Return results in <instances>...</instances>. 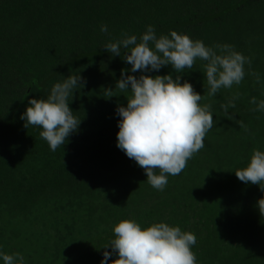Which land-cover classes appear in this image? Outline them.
Here are the masks:
<instances>
[{"label":"trees","instance_id":"1","mask_svg":"<svg viewBox=\"0 0 264 264\" xmlns=\"http://www.w3.org/2000/svg\"><path fill=\"white\" fill-rule=\"evenodd\" d=\"M148 25L157 37L174 30L252 59L241 84L215 96H207L206 61L180 73L204 96L201 106L211 105L214 122L163 191L117 147V108L131 92L115 85L131 65L123 47L121 56L105 49L124 34L139 42ZM169 73L177 75L171 65L146 74ZM79 74L86 85L68 103L81 123L52 151L42 129L26 128L21 116L30 99H47L56 83ZM236 93L226 115L221 105ZM252 97L264 100V0H0V253H19L25 264H101L115 225L133 219L192 232L197 264H264V191L235 175L254 149L264 151V111H252Z\"/></svg>","mask_w":264,"mask_h":264},{"label":"clouds","instance_id":"2","mask_svg":"<svg viewBox=\"0 0 264 264\" xmlns=\"http://www.w3.org/2000/svg\"><path fill=\"white\" fill-rule=\"evenodd\" d=\"M107 32V26H102ZM127 51L123 59L131 65L124 69L115 89L122 93L129 91L127 106H119L117 114L119 132L117 147L127 157L135 160L144 169L147 182L155 189L163 191L168 176L179 175L187 161L204 147L207 132L213 127L211 105L201 106L204 98L193 85L181 83L185 69L191 70L197 59L206 61L204 74L208 85L207 96H215L222 89L240 85L245 77V64L251 68L252 59L237 52L231 45L208 47L202 40H193L187 34L171 31L170 35L157 37L152 25L138 39L135 35L124 34L121 39L109 42L105 49L113 56H121V48ZM218 49V51H217ZM171 65L177 74L149 75ZM141 72L137 78L128 74ZM255 82L260 83V74L251 71ZM84 87L86 80L79 75H70L62 83H56L47 99L32 98L21 119L25 127L38 126L40 136L55 151L75 132L81 121L74 117L68 98L77 86ZM106 95L113 96V89H106ZM239 93L222 104L226 115L229 108H235ZM250 103L256 105L252 111H264V100L252 97ZM239 127L249 131L241 120ZM159 170V174L157 171ZM237 178L244 183L259 185L264 191V151L254 149L250 163L235 171ZM259 212L264 216V198L258 201ZM115 238L104 248L111 246L112 252L104 251L107 261L113 253L118 258L112 264H197L192 246L196 236L178 226L165 222L153 223L143 228L133 219L121 220L114 227ZM4 264H25L24 257L0 253Z\"/></svg>","mask_w":264,"mask_h":264}]
</instances>
